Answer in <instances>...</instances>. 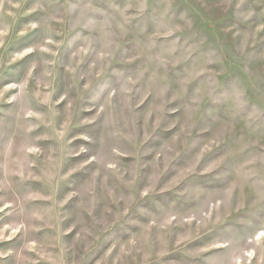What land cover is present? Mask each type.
I'll return each mask as SVG.
<instances>
[{"label":"rangeland","instance_id":"rangeland-1","mask_svg":"<svg viewBox=\"0 0 264 264\" xmlns=\"http://www.w3.org/2000/svg\"><path fill=\"white\" fill-rule=\"evenodd\" d=\"M0 264H264V0H0Z\"/></svg>","mask_w":264,"mask_h":264}]
</instances>
